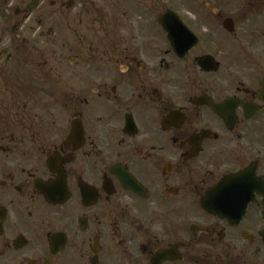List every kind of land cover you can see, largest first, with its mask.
Listing matches in <instances>:
<instances>
[{"label": "flooded vegetation", "instance_id": "flooded-vegetation-1", "mask_svg": "<svg viewBox=\"0 0 264 264\" xmlns=\"http://www.w3.org/2000/svg\"><path fill=\"white\" fill-rule=\"evenodd\" d=\"M231 1L0 0V264H264V0Z\"/></svg>", "mask_w": 264, "mask_h": 264}, {"label": "rangeland", "instance_id": "rangeland-1", "mask_svg": "<svg viewBox=\"0 0 264 264\" xmlns=\"http://www.w3.org/2000/svg\"><path fill=\"white\" fill-rule=\"evenodd\" d=\"M187 0H160V11L163 9H166L168 7L170 8H177L182 5V2ZM192 2V0H191ZM246 1L245 0H232L231 4L232 6L237 9L239 12H243L242 6H245ZM200 7L201 6H197ZM263 17V16H262ZM260 18L259 16L255 15V17H249L244 18L241 17L239 20V23L237 25V34L238 38L233 40L234 47L238 48L239 50V57L243 59H247L249 56V52L251 51V46L249 45L251 42L255 41L256 36H260L261 40H263V32H257L253 31L251 29H245L242 28L243 25H253V24H259L261 25V21L263 18ZM218 40H223L221 37H217ZM226 40V39H224ZM258 40V38L256 39Z\"/></svg>", "mask_w": 264, "mask_h": 264}, {"label": "water", "instance_id": "water-1", "mask_svg": "<svg viewBox=\"0 0 264 264\" xmlns=\"http://www.w3.org/2000/svg\"><path fill=\"white\" fill-rule=\"evenodd\" d=\"M160 23L168 31L169 38L172 39L175 44L177 43L176 47H180L181 44H178L180 40L176 38L178 35H180L179 34L180 32L173 29V25H181V22L179 21L177 15L171 11L164 13L163 15H161ZM185 29L186 31L190 32L186 27ZM190 34L193 40L197 42L198 38L195 35H193V33Z\"/></svg>", "mask_w": 264, "mask_h": 264}]
</instances>
